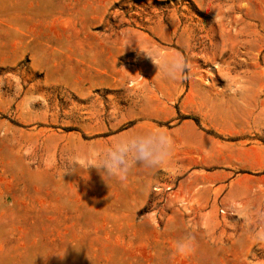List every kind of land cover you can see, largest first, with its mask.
<instances>
[{
    "label": "rangeland",
    "instance_id": "obj_1",
    "mask_svg": "<svg viewBox=\"0 0 264 264\" xmlns=\"http://www.w3.org/2000/svg\"><path fill=\"white\" fill-rule=\"evenodd\" d=\"M153 131L166 168H93ZM0 264H264V0H0Z\"/></svg>",
    "mask_w": 264,
    "mask_h": 264
},
{
    "label": "clouds",
    "instance_id": "obj_2",
    "mask_svg": "<svg viewBox=\"0 0 264 264\" xmlns=\"http://www.w3.org/2000/svg\"><path fill=\"white\" fill-rule=\"evenodd\" d=\"M145 54L151 59L162 79L176 81L186 78V66L182 60H168L159 53ZM34 102L31 99L26 101L29 107ZM93 152L96 153V164L93 168L101 178L119 182H125L137 167L146 170L166 168L172 158L170 139L160 131L119 137L102 149H93ZM190 243L186 240L177 242V253L186 254L190 251Z\"/></svg>",
    "mask_w": 264,
    "mask_h": 264
}]
</instances>
